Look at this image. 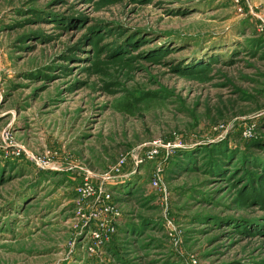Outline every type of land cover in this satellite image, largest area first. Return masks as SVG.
<instances>
[{
  "label": "rangeland",
  "instance_id": "obj_1",
  "mask_svg": "<svg viewBox=\"0 0 264 264\" xmlns=\"http://www.w3.org/2000/svg\"><path fill=\"white\" fill-rule=\"evenodd\" d=\"M0 264H264V0H0Z\"/></svg>",
  "mask_w": 264,
  "mask_h": 264
},
{
  "label": "built area",
  "instance_id": "obj_2",
  "mask_svg": "<svg viewBox=\"0 0 264 264\" xmlns=\"http://www.w3.org/2000/svg\"><path fill=\"white\" fill-rule=\"evenodd\" d=\"M169 146V143L165 144L161 140H154L143 144L142 154L139 150L131 156L134 164H137L144 158H154L159 152H163L164 157L157 162L153 169L150 185L164 192L162 171L164 160L169 153ZM126 161L127 158L122 157L109 171L102 174L93 173L88 169L83 170L81 184L77 189L78 195L86 204L81 216L89 223V227L92 225L90 233L98 243L108 241L110 234L114 231L113 221L119 215V210L112 199V191L109 186L121 182L124 177Z\"/></svg>",
  "mask_w": 264,
  "mask_h": 264
},
{
  "label": "trees",
  "instance_id": "obj_3",
  "mask_svg": "<svg viewBox=\"0 0 264 264\" xmlns=\"http://www.w3.org/2000/svg\"><path fill=\"white\" fill-rule=\"evenodd\" d=\"M190 165H191V164H190ZM190 165H189V166H190ZM189 166H188V167H189Z\"/></svg>",
  "mask_w": 264,
  "mask_h": 264
}]
</instances>
